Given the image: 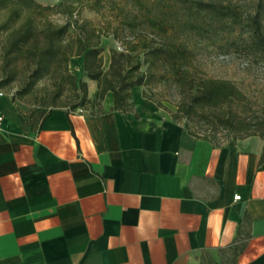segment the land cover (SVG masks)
<instances>
[{"label": "crops", "instance_id": "crops-1", "mask_svg": "<svg viewBox=\"0 0 264 264\" xmlns=\"http://www.w3.org/2000/svg\"><path fill=\"white\" fill-rule=\"evenodd\" d=\"M131 102L22 132L0 97V264H198L237 237L236 264H264L263 141L184 135L143 87Z\"/></svg>", "mask_w": 264, "mask_h": 264}, {"label": "trees", "instance_id": "trees-1", "mask_svg": "<svg viewBox=\"0 0 264 264\" xmlns=\"http://www.w3.org/2000/svg\"><path fill=\"white\" fill-rule=\"evenodd\" d=\"M84 10L99 15L98 21L82 16ZM53 15L62 23L52 22ZM108 37L121 49H109L104 69L101 41ZM208 48L222 54L243 52L264 63V0H0V89L15 80L20 62L30 66L23 87L9 97L11 104L46 78L55 83L52 99L61 97L65 85L73 90L76 102L66 115L89 103L101 112L108 93L111 110L127 114L134 87H143L145 98L166 109L164 93L157 88H173L178 99L168 114L177 123L185 120L184 135L215 145L222 130L233 140L257 136L263 141L262 164L264 118L244 112L248 100L235 83L199 74L197 54ZM72 57H81L82 73L96 84L93 101L86 82L68 71ZM52 109L36 108L27 115L17 111L21 131L37 130ZM133 116L138 118L135 112ZM188 121L203 126L205 134L197 136ZM243 245L237 237L218 248L216 256L202 252L198 264H236Z\"/></svg>", "mask_w": 264, "mask_h": 264}, {"label": "rangeland", "instance_id": "rangeland-1", "mask_svg": "<svg viewBox=\"0 0 264 264\" xmlns=\"http://www.w3.org/2000/svg\"><path fill=\"white\" fill-rule=\"evenodd\" d=\"M59 0H47L41 2L43 4H53ZM82 16L90 18L97 22L99 15L93 11L84 10ZM50 20L54 23H62V19L57 16H51ZM101 46L103 47V68H107L108 55L110 48L121 49V45L118 41L112 37L102 38ZM219 49L208 48L200 50L197 54L196 67L199 74L203 76L227 79L235 83L245 94L248 100V104L244 107L245 113L248 116L264 118V63L255 62L250 57L245 56L243 52L222 54L219 53ZM30 66L20 62L17 65V75L11 85L2 89L5 93H13L23 87L26 81V76ZM68 71L74 75L76 80L80 78L87 84L88 98L93 101L96 91V84L93 81L88 80L84 73L81 71V57H72L68 62ZM55 83L54 80L46 78L36 84L30 95L23 97L22 99H14L13 106L22 115H27L36 108H43L45 111H49L54 107H63L68 109V106L75 103L74 92L68 86L65 85L62 91V95L59 99H52L51 95L54 92ZM157 91L164 93L163 105L166 109H162L167 115L168 112L175 110V104L178 99V94L173 88H164L160 86ZM54 102V105L52 104ZM92 104H86L84 107H78L75 110H91L96 111V107H92ZM241 109V108H240ZM170 117V116H169ZM185 120H182L180 124H184ZM188 125L194 130L197 136L205 134L203 126L188 121ZM229 137V138H228ZM217 140L222 143L227 140H232L230 136L223 130L217 134Z\"/></svg>", "mask_w": 264, "mask_h": 264}, {"label": "built area", "instance_id": "built-area-1", "mask_svg": "<svg viewBox=\"0 0 264 264\" xmlns=\"http://www.w3.org/2000/svg\"><path fill=\"white\" fill-rule=\"evenodd\" d=\"M5 95L10 97L12 95V92L7 94L2 89H0V97L5 96ZM78 111L81 112L82 110H78ZM3 119H4V115L2 114V112H0V126L3 122ZM234 199H239V196H234Z\"/></svg>", "mask_w": 264, "mask_h": 264}]
</instances>
